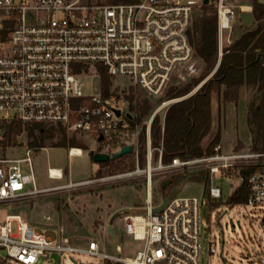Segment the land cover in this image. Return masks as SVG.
Masks as SVG:
<instances>
[{
    "label": "built area",
    "instance_id": "obj_1",
    "mask_svg": "<svg viewBox=\"0 0 264 264\" xmlns=\"http://www.w3.org/2000/svg\"><path fill=\"white\" fill-rule=\"evenodd\" d=\"M233 0H209L216 15L218 59L230 43L239 12H251V5L236 6ZM202 0H137L133 3H89L85 0H0V253L18 264L49 260L50 253H83L122 264H205L201 260L208 224L207 207L222 197L219 186L211 184L214 175L229 179L230 170L254 166L249 176L246 203L262 211L259 222L264 233V152H225L220 144L212 153L197 158L161 161V146L152 147L150 131L154 116L167 106L162 102L146 121L138 120L139 93L147 99L160 98L171 77L182 69L193 72V48L189 29ZM238 7V12L235 8ZM101 65L113 82L105 92L82 91L81 78L94 75ZM100 83V81H99ZM144 97V98H145ZM143 98V99H144ZM167 110V109H166ZM55 127L62 131L95 135L98 152L111 155L131 145L134 168L112 176L84 179L65 185L39 187L31 154L11 157L13 148L5 128L11 122ZM144 133L145 165H139L140 136ZM101 137V139H100ZM74 147L67 155L77 156ZM158 152L154 164L152 151ZM56 169V168H53ZM204 169L208 172V193L202 197L176 195L159 212L154 201L152 176L178 174ZM52 175L48 178L62 179ZM142 176L146 185L145 207L141 213L124 214L125 231L141 241L131 260L99 253L97 243L86 249L69 244L58 228L57 239L22 221L19 215L1 211L24 204L44 194L98 183L129 180ZM228 211V208H226ZM45 221L50 217L45 216ZM209 251L215 254L214 245ZM222 251V249H221ZM251 264H264V253Z\"/></svg>",
    "mask_w": 264,
    "mask_h": 264
},
{
    "label": "rangeland",
    "instance_id": "obj_2",
    "mask_svg": "<svg viewBox=\"0 0 264 264\" xmlns=\"http://www.w3.org/2000/svg\"><path fill=\"white\" fill-rule=\"evenodd\" d=\"M91 3H106L105 0H85ZM253 0H233L232 4L236 6L250 5ZM263 2L264 0H258ZM210 7L214 8L212 4ZM238 12V7L235 8ZM240 13V12H239ZM239 13L234 21L231 31V40L247 29L255 28L254 20L248 26L243 25V20L239 18ZM251 14V12H250ZM232 42V41H231ZM194 71L182 69L177 71L170 79L164 93L172 85H178L188 82L192 78L199 77L204 69L202 62L193 57ZM215 68L204 77L188 94L162 100L147 99L142 93H139L138 102V120L146 121L153 111L164 101H169L167 106L160 110L154 118H157L162 124L166 109L177 101H180L193 94L203 82L212 76ZM82 91L86 95L97 94L100 88L99 79L94 75H86L81 78ZM127 83L122 78H110V87L112 83ZM161 96V97H162ZM145 97V98H144ZM143 98L147 99L150 106L149 114L140 116L144 108ZM160 99V100H159ZM249 91L243 89L240 91L239 99L236 104H218L216 98L213 99V122L212 133L205 138L204 144L210 143L212 136L217 135V143L222 146L225 152H250V135L246 120L247 103ZM153 118V119H154ZM153 121V120H152ZM46 130L55 129V127H44ZM66 139L74 137L82 142L87 149H80L81 155H67L70 147H52L51 142L59 140L60 131L53 133L51 139H46V147L39 150H33L31 154L34 174L39 187H49L54 185H65L69 182L79 180L95 179L112 176L132 169L116 170L110 173L105 172V167H100L91 159V153L98 152L99 142L95 135L63 131ZM8 143L13 145L14 149L9 152L11 157H22L25 155L24 147L28 146V139L24 132L14 137V140L7 139ZM77 148V147H74ZM155 151V150H154ZM151 163L154 164L153 157ZM252 152V151H251ZM144 151V164L145 165ZM133 156L130 153V160L133 162ZM248 167V166H246ZM49 168L62 169L63 175L60 180L48 178ZM245 168V167H242ZM101 170V174L97 171ZM204 170L197 169L195 171ZM240 170L231 169L229 179L214 175L211 184L219 186L222 190V197L207 207L204 220L208 228L204 235L203 250L201 260L205 264H251L256 256L264 253V233L260 227L262 211L249 203L230 206L227 204V198L233 190L240 184ZM171 175L156 173L152 176V190L154 201L164 199L157 190V185L161 181H166ZM209 185V182H208ZM205 187L202 183L196 181H184L178 187V196L184 197H202ZM146 185L142 176L129 179L118 180L114 182H105L93 184L90 186L76 187L72 189H63L53 193L44 194L35 199L21 204L14 205L8 210L1 211V217L4 215H19L20 219L33 228L43 231L51 239H57L58 228L62 230V236L69 239V244L79 249H86L88 243L93 241L98 245L99 253H105L109 256H116L115 245H119L121 256L124 259L134 258L136 251L141 247L142 242L133 239L125 231L123 216L125 213L133 214L142 212L145 207ZM228 208V211H226ZM45 216L50 220L45 221ZM108 225L111 226L110 234ZM214 245L215 254L210 253V245ZM222 249V251H221ZM0 264H18L13 260L6 258L3 252L0 253ZM36 264H122L103 259L101 257L89 256L83 253H50L49 260L40 258Z\"/></svg>",
    "mask_w": 264,
    "mask_h": 264
},
{
    "label": "trees",
    "instance_id": "obj_3",
    "mask_svg": "<svg viewBox=\"0 0 264 264\" xmlns=\"http://www.w3.org/2000/svg\"><path fill=\"white\" fill-rule=\"evenodd\" d=\"M137 0H105L108 4L133 3ZM251 15L255 28L247 29L237 39L223 46L222 55L217 64L218 46L216 15L214 8L208 4H201L193 13L189 29V42L193 48L194 57L198 58L203 66L202 74L188 82L172 85L167 89L162 100L173 99L188 94L204 77L216 66L212 76L190 96L172 103L164 116L162 124L154 118L151 124L150 138L152 147L161 146V161L169 163L173 158L191 159L212 153L217 143V135H213L208 145L204 144L206 137L212 133L213 107L212 101L217 99L218 104H236L240 91L247 89L249 99L247 103L246 120L250 135V150L264 152V3L258 0L251 2ZM100 86L107 91L110 86V76L103 66L97 65ZM159 99V100H160ZM144 108L140 116L149 114L150 106L147 99H143ZM60 131L58 141L51 142L52 147L74 146L82 150L87 149L82 142L74 137L66 139L61 129L46 130L42 125H23L20 122H11L5 128L6 138L14 137L24 132L28 139V147L39 150L46 147V139H51L53 133ZM6 139V140H7ZM144 133L140 136L139 165L144 164ZM93 153H91L92 155ZM158 152L153 153L156 161ZM130 154L115 160L97 163L105 167L107 173L116 170L132 169L134 162ZM248 166L240 170V184L227 198L230 206L244 204L249 194L248 178L256 170ZM101 174V170L97 171ZM170 183L162 187L163 181L157 185V190L165 198L184 181H196L204 185V194L208 193V172L206 170L184 172L171 175ZM215 205V203H212Z\"/></svg>",
    "mask_w": 264,
    "mask_h": 264
},
{
    "label": "water",
    "instance_id": "obj_4",
    "mask_svg": "<svg viewBox=\"0 0 264 264\" xmlns=\"http://www.w3.org/2000/svg\"><path fill=\"white\" fill-rule=\"evenodd\" d=\"M208 2H209V0H202V4H204V5L208 4ZM239 18L241 20H243V25L244 26H248L249 24H251L253 22L252 15L249 12H240L239 13ZM100 139H101V137H100ZM131 151H132L131 145H125V146H122L119 149V151H117V152H115V153H113L111 155H108L107 153H102V152H94L91 155V159L95 163L107 162V161H110V160H115V159H117L119 157H122L124 155H128V154L131 153ZM169 183H170L169 180L163 181L162 187H165ZM177 193H178V188H174L169 193V195H167L164 199H162V201L160 202L159 205L155 206L152 209V212L153 213H157V212L161 211L169 203V201L173 197H175L177 195ZM108 232L110 234H112L110 225H108Z\"/></svg>",
    "mask_w": 264,
    "mask_h": 264
},
{
    "label": "bare ground",
    "instance_id": "obj_5",
    "mask_svg": "<svg viewBox=\"0 0 264 264\" xmlns=\"http://www.w3.org/2000/svg\"><path fill=\"white\" fill-rule=\"evenodd\" d=\"M76 153H80L79 149H76ZM52 175H59L57 169L50 168Z\"/></svg>",
    "mask_w": 264,
    "mask_h": 264
},
{
    "label": "crops",
    "instance_id": "obj_6",
    "mask_svg": "<svg viewBox=\"0 0 264 264\" xmlns=\"http://www.w3.org/2000/svg\"><path fill=\"white\" fill-rule=\"evenodd\" d=\"M242 33H240L238 36H236L235 38H233L232 40L230 39V42L237 39ZM230 38H231V35H230ZM213 102V101H212ZM136 213H141V212H136Z\"/></svg>",
    "mask_w": 264,
    "mask_h": 264
}]
</instances>
